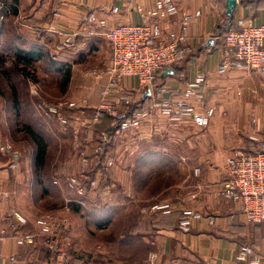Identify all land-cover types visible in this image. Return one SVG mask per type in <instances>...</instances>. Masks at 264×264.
Wrapping results in <instances>:
<instances>
[{
    "label": "crops",
    "instance_id": "obj_1",
    "mask_svg": "<svg viewBox=\"0 0 264 264\" xmlns=\"http://www.w3.org/2000/svg\"><path fill=\"white\" fill-rule=\"evenodd\" d=\"M153 1L19 0L16 14L6 17L18 37L38 48L50 50L53 60L69 70L64 100L77 106L74 113L70 112L72 109L65 110L66 116L71 119L68 126L71 125L74 131L79 128L73 121L79 111L86 119L93 116L107 83L105 70L111 53L102 38L82 37L75 40L73 50L60 51L58 44L62 36L78 32L91 12L104 18L108 27L140 25L142 18L136 6L147 9ZM173 1L178 13L161 21L160 25L166 33L177 30L173 22L190 18L187 27L189 53L186 59L176 67L177 70L171 69L172 74L157 76L151 86L140 87L137 81L132 80H126L124 85L126 88L133 87L137 107L147 109L154 101L180 97L186 84L200 71L206 76V83L202 87L204 100L198 109L214 108L209 125L206 128L197 127L190 118L171 122L150 117L137 131L128 134L131 137L129 144L134 146L137 154L133 165L127 166L128 169L122 168L119 163L105 168L104 156L100 158L96 151L98 134L105 132L109 119L114 123L112 118L104 115L99 124L78 130L75 142L82 144L86 156L90 157L87 159L88 169L83 171V182L86 183L90 199L82 202V207H73L66 219L63 216L65 233L59 232L61 235L58 234L53 249L47 244L49 237L40 231L38 223L40 215L51 208L29 204L32 196L26 188L25 168L20 155L17 163L10 167L0 157V264H10L9 258H14L17 264H74L81 260V256L76 257L73 250L66 251L64 248V254L55 250L60 249L64 235L76 241L78 230L82 232L80 236L87 238L90 236L89 228L105 232L117 227H121L122 232L115 233L109 239L103 238L101 242V246L108 249L110 254L103 256L100 248V252H95L92 264H234L236 253L242 247L250 248L260 258V264H264V223H247L240 205L221 197V184L228 179L227 158L238 148L249 150L256 146L248 139L252 122L264 141V89L259 76L243 70L216 74L224 48L215 37L229 27V18L225 13L226 0ZM113 9H117V12H113ZM195 13H198L197 17ZM241 22L264 24V0H236L231 28L237 31ZM89 61L96 64L95 70H85ZM118 113L123 116L126 111L119 108ZM119 141L120 138L116 136L108 144ZM71 142L74 144V140L71 139ZM110 150L112 153V146L106 152L109 154ZM94 155L96 157H92ZM114 157L110 158L114 160ZM142 157L145 159V171L151 174V179L154 174H169L171 171L177 179L173 185L161 186L158 191L150 192L144 200L134 185L129 183L136 174L138 163H142ZM75 164L76 160L71 159L65 176L59 181V186L65 190L62 193L59 188L58 198H63V202L67 193L68 196L72 193L66 189L65 180L71 176ZM80 164V160L77 161L79 170ZM105 182L113 186L108 194L113 196L114 201H106L99 196L106 186ZM49 195L52 196L50 192ZM94 201V205H90ZM164 203L174 206L168 215L146 217L141 212L142 208ZM59 207L61 205H56L52 210ZM182 209H190L200 214L201 218L193 221L187 234L177 230ZM60 211V217L67 212ZM14 212L22 215L24 224L15 220ZM73 213H83L84 225L71 220ZM120 215L123 216L122 226L114 221ZM107 224L109 227H104ZM97 225H102L103 229ZM125 231L130 232L128 237H125ZM25 234L35 236L33 245L18 243L17 237ZM69 253V262H65Z\"/></svg>",
    "mask_w": 264,
    "mask_h": 264
},
{
    "label": "built area",
    "instance_id": "obj_2",
    "mask_svg": "<svg viewBox=\"0 0 264 264\" xmlns=\"http://www.w3.org/2000/svg\"><path fill=\"white\" fill-rule=\"evenodd\" d=\"M18 8V3L12 0H0V21L12 16L11 11L16 9L17 12ZM135 9L142 18L140 25L120 24L108 27L104 18L98 16L96 12H91L85 17L78 32L63 35L58 44V50L71 51L75 48V40L78 37L102 38L110 48L109 65L105 70L107 83L100 94L93 116L86 119L83 112L79 111V115L73 118V121L79 125L78 130L99 124L104 115L115 121L119 116V108L125 109L126 113L121 116L118 124L116 132L118 138L137 131L152 116L171 122L190 118L195 126L206 128L214 116V108L208 107L203 111L198 109L204 100L202 87L206 83V76L200 71H197L193 80L186 84L180 97L154 101L147 109L141 107L131 109L134 89L132 86L125 87L126 80L137 81L140 87L151 86L158 74L171 69V66L184 60L189 53L187 27L190 18L184 17L178 22H173L177 30L166 33L160 25L161 21L178 13L177 5L173 0H154L147 9L139 5ZM113 12H117V9H113ZM194 16L197 17L198 13ZM238 25L237 31L229 32L222 39L225 47L221 52L222 60L217 66L216 74L223 75L235 70H243L259 76L264 89V24L241 22ZM33 90L38 91L34 86ZM34 95L37 96L36 92ZM76 107L75 103L65 100H57L52 104L41 100L37 101L35 110L42 118L57 121L63 132H66L71 119L66 116L65 110ZM78 130L73 131L75 136ZM250 131L248 139L256 146L249 150L238 148L227 158L228 179L221 184V197L226 201L239 204L246 222L258 225L264 223V141L259 137L254 122L250 124ZM75 143L74 145L82 150L79 152L81 179L70 176L65 180V187L73 191L76 196L84 197L88 195V190L82 181L85 176L83 171L88 168V162L83 146ZM96 151L100 153L101 148L96 147ZM0 153L12 159L14 165L19 159V153L7 144H0ZM106 155L108 154L104 156L103 166L110 168L114 162ZM53 184L59 186L60 182L54 180ZM108 192L104 189L99 196L106 201H114L113 196H110ZM70 203L83 206L81 199L74 202L64 201V211L68 210ZM172 210L174 206L171 203H164L142 208L141 212L149 217L157 214L168 215ZM59 214L46 212L38 219L40 231L45 232L49 237L47 244L52 246L51 249L54 247L53 243L56 244L58 234L61 235L60 227L65 230L66 222L63 219L60 220ZM14 217L18 223L24 224L25 221L20 214L14 212ZM200 219V214L190 209H182L177 230L187 234L193 221ZM34 237L32 234H25L17 237V241L19 244L31 246L34 244ZM62 239V242L67 245L71 238L64 235ZM234 259V264H260V258L248 247L240 248ZM8 261L10 264H17L14 258H9Z\"/></svg>",
    "mask_w": 264,
    "mask_h": 264
},
{
    "label": "rangeland",
    "instance_id": "obj_3",
    "mask_svg": "<svg viewBox=\"0 0 264 264\" xmlns=\"http://www.w3.org/2000/svg\"><path fill=\"white\" fill-rule=\"evenodd\" d=\"M47 51L49 53V56H52L51 51L48 49ZM0 56H2L3 60L5 59L0 65V144L10 145L20 155L22 163L24 164L23 166L25 168V181L27 184L26 188L31 192L32 196L30 197V203H28L46 207H50L53 204L60 206L61 204H64V202L62 201L63 198L61 200L60 198L53 195L51 196L49 194H44V185H41L40 182L42 180L46 182L50 178L52 179V181L57 180L59 182L60 178H63L65 176V171L71 159L76 160V164L73 166V170L71 171V176L77 177L80 180V170L79 166L77 167V161L79 162V152L82 150L79 146L76 147L74 145L76 144L75 139L77 138V136L73 134V129H71L70 133L67 131L63 132L62 127L57 121H49L46 118H42L41 116H39V114L35 110V105L37 101L41 100L52 104L57 100L65 99L64 93L66 91V88L63 87V74H55L53 72L46 71L42 62L35 61L28 67H24L22 64L16 65L18 68H26L30 72V77L25 78L22 74H19L18 71H16L13 67L15 66L14 63L17 58L16 52H14L13 50L11 51L7 48H3L1 45ZM93 63L94 62L89 61V64H86L85 70H95L94 67H96V64L94 65ZM23 81L25 82L26 87H24L22 83ZM9 86L17 87V93L19 94L17 97L19 99V102L17 103L15 101L17 103V106L16 103L14 106L13 103H11L12 95H10L11 92ZM33 86L37 88L38 91H34ZM24 90L28 92L27 95L26 93H24ZM31 90H33V92ZM35 92L37 96L34 95ZM27 101L29 102L28 105L26 104ZM29 106H31L30 111L28 110ZM31 124L35 128V131L39 132L44 137L47 147V153L45 154L43 160L46 162V165L48 166L47 168L44 166V163L43 166L40 167V169L35 167V147L28 135L22 129V126ZM42 127H45L44 131H41L43 130ZM122 137L123 138H120V141L117 142V144H108L105 145V148L112 146V153L110 150L109 154L106 152L108 154L106 156H115L113 162L119 163V165L125 169V167L129 165H133L132 161L137 154L134 152V146L129 144V140L131 141V137H129L128 134L123 135ZM71 139L74 140V144H72ZM78 145L82 146L81 144ZM96 147H100V144H96ZM0 155L2 154L0 153ZM0 157L2 158V156ZM92 157H96V155ZM89 158L90 157H87V159ZM140 166L141 175L139 174L137 176V174H134L132 181H130L129 183L131 185H134L135 190H137L138 193L142 196V200H144L150 192L158 191L161 186L164 187L166 185H173L177 181L176 175L175 173H172V171L168 172L169 174H154V178L151 179V174H148L147 170L145 171L144 162H142ZM58 168L59 170H57ZM128 168L129 167H127L126 169ZM55 174H58V176L55 177ZM84 180L85 179H83L82 181ZM107 183L108 182H105L106 186H104L102 190L107 189L110 192V189L113 186ZM57 188H61L62 193H65L64 187L57 186ZM70 192L72 193H70V196H68L67 193L65 202H74L78 201L79 199L84 202L90 199L88 195L84 197H78L73 191ZM95 202L96 201L91 202L90 205H94ZM75 206L80 205L70 203L65 215L62 213L63 215L60 217L59 214V218L63 219L64 216V219H66V215L69 214ZM40 214L41 213H39L38 215ZM82 214L83 213H73L71 220L82 222V224L84 225L86 221L83 218L84 216ZM117 228L116 230H107L105 232H97L89 228L91 231L90 236L87 238L80 236V233L82 232L78 230V239L76 241H73L71 238L70 242H67V245H65L66 243L62 242L60 249L55 250H60L57 252H63V254L65 250H73V253L76 255V257L81 256V260L75 262L74 264H92V261L94 260V254L97 250H99L98 252H100V248L103 251V253H101L103 256L105 255V253H107V255L110 254V251H108V249L101 246V242H103V238L104 240L107 238H112L115 233L121 231V227L120 229ZM64 248L66 249L64 250ZM82 251L89 254L86 255ZM69 257L70 253L68 254L65 262H69L67 261ZM71 257L73 256L71 255Z\"/></svg>",
    "mask_w": 264,
    "mask_h": 264
},
{
    "label": "trees",
    "instance_id": "obj_4",
    "mask_svg": "<svg viewBox=\"0 0 264 264\" xmlns=\"http://www.w3.org/2000/svg\"><path fill=\"white\" fill-rule=\"evenodd\" d=\"M12 1L15 2V3H18L19 0H12ZM11 13H12V16L14 14H16V9H13L11 11ZM231 25H232V23H229V25H228L229 27L226 28L224 31H220L219 34H217L216 37H215V39L218 38L217 40L219 42H221L223 48L225 47L224 41L222 40L223 37L225 35H227L229 32L234 31L231 28ZM1 45H2L3 48H7V49H9L11 51L13 50L14 52H16L17 58H16V61L14 63L15 66H13V67H14V69L16 71H18L19 74H22L25 78L30 77V72L26 68H18L16 65L22 64L24 67H28L30 64H33V62L40 61L44 65V67H45L44 69H47V70L49 69L50 72H53V73H57L58 72V74H63V87L64 88L66 87V85L68 83V80H69V70L68 69H64L62 64L58 63L56 60H53L52 56H49V53H48V51L46 49L38 48V47L34 46L32 43H30L29 41H26V40L18 37L16 35L14 29L12 28L11 22L9 21L8 18H5L2 21H0V47H1ZM4 60H3L2 56H0V65L3 63ZM184 60H182L181 62H179V63H177V64H175L173 66H171V69L177 70L176 67L178 65L182 64ZM161 74L162 73L158 74V76H160ZM22 83H23L24 87H26L25 86L26 85L25 82L23 81ZM9 87H10V92H11L10 95H12L11 103H13V106H14L16 102L17 103L19 102V99L17 98L19 94L17 93V87H13V86H9ZM24 93H26V95L28 94L27 91H25ZM135 101H136V98L134 96V101H133L134 104H133V106H131V109L136 108L138 106V105L135 104ZM17 103H16V106H17ZM26 104L28 105L29 102L27 101ZM30 107L31 106L28 107L29 111L31 110ZM70 112L74 113L75 110L72 109ZM121 118H122L121 116L117 117L115 119L114 123L111 121V119H109V122H108L109 125L104 130L105 132L103 131L104 133H99L98 134L99 135L98 142L100 144V148L102 146L101 152L98 153L100 158L105 156V154H106L107 148H105V145H108L109 142L112 143L113 139L116 137L118 124H119ZM71 127H72L71 125L68 126V131L67 132L70 133ZM33 128L34 127H33L32 124L31 125L22 126V129L28 135V137L33 142V145L35 147L34 148L35 149V152H34L35 153L34 154L35 155V158H34L35 167L40 169V167L43 166V163H44V166L47 168L48 166L46 165V162L43 160L44 157H45V154L47 153V149H46L47 147H46V143H45L44 137L39 132L35 131V128L34 129ZM42 128H43V130H41V131H44L45 127H42ZM105 142H106V144H104ZM1 159L4 161L3 162L4 164H7V167H10L12 164L14 165L13 160L8 158V157H6V156L2 157ZM144 160L145 159L142 157V162H144ZM57 170H59V168ZM136 174H137V176L139 174L141 175V166L139 165V163L137 165ZM56 176H58V174H55V177ZM40 183H41V185H44V191H43L44 194H49V192H50V194H52L55 197L59 196V188H57V186L53 184V181H52L51 178L48 179L46 182L44 180H42ZM54 206H56V204L51 205L50 206L51 210L47 211V212L48 213H50V212L51 213H60L61 212L60 210L63 211L64 204H61V207H59V208H57L55 210H52V208ZM106 213H108V212H106ZM179 219H180V215H179L177 221H179ZM114 221H115V224H118V225L122 226L123 216L121 217V215H120ZM177 224H178V222H177ZM107 226L109 227V224L104 225V227H107ZM98 228L103 229V226L99 225ZM59 231H61L63 233L65 230L62 229V227H60ZM123 233H125L124 234L125 237H128L130 235V232H127V231H125Z\"/></svg>",
    "mask_w": 264,
    "mask_h": 264
},
{
    "label": "water",
    "instance_id": "obj_5",
    "mask_svg": "<svg viewBox=\"0 0 264 264\" xmlns=\"http://www.w3.org/2000/svg\"><path fill=\"white\" fill-rule=\"evenodd\" d=\"M236 6V0H226L225 2V7H226V15L228 16L229 18V23L232 21V13H233V10ZM167 74H172L171 72V69H166L163 73H162V76H165Z\"/></svg>",
    "mask_w": 264,
    "mask_h": 264
}]
</instances>
